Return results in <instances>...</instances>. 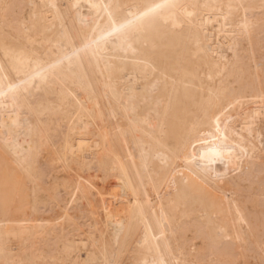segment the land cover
I'll return each instance as SVG.
<instances>
[{"label": "bare ground", "instance_id": "6f19581e", "mask_svg": "<svg viewBox=\"0 0 264 264\" xmlns=\"http://www.w3.org/2000/svg\"><path fill=\"white\" fill-rule=\"evenodd\" d=\"M241 263L264 0H0V264Z\"/></svg>", "mask_w": 264, "mask_h": 264}, {"label": "rangeland", "instance_id": "374dc122", "mask_svg": "<svg viewBox=\"0 0 264 264\" xmlns=\"http://www.w3.org/2000/svg\"><path fill=\"white\" fill-rule=\"evenodd\" d=\"M63 193H61V195H62ZM64 195V194H63ZM63 195H62V197H63ZM65 197V196H64ZM65 199V198H64ZM241 264H244V263H241Z\"/></svg>", "mask_w": 264, "mask_h": 264}]
</instances>
